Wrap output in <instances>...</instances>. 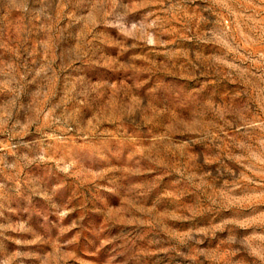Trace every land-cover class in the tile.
<instances>
[{
	"label": "clouds",
	"instance_id": "clouds-1",
	"mask_svg": "<svg viewBox=\"0 0 264 264\" xmlns=\"http://www.w3.org/2000/svg\"><path fill=\"white\" fill-rule=\"evenodd\" d=\"M0 264H264V0H0Z\"/></svg>",
	"mask_w": 264,
	"mask_h": 264
}]
</instances>
